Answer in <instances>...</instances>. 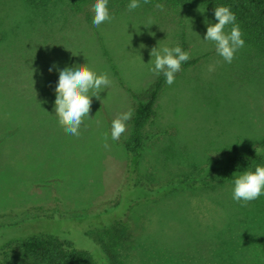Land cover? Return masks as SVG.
<instances>
[{
  "label": "rangeland",
  "instance_id": "374dc122",
  "mask_svg": "<svg viewBox=\"0 0 264 264\" xmlns=\"http://www.w3.org/2000/svg\"><path fill=\"white\" fill-rule=\"evenodd\" d=\"M129 2L115 0L113 19L97 27L94 0L79 11L71 0H0V251L36 236L65 240L100 264H264V195L246 205L232 198L235 176L264 159L212 174L213 188L169 191L214 151L264 138V53L245 43L223 61L204 40L205 20L218 21L202 4L161 10L140 0L129 11ZM182 37L185 51L202 57L165 86L140 131L138 158L128 156L132 124L113 141L111 122L133 112L128 89L155 77L151 49L180 46ZM78 64L111 84L91 98L74 136L59 125L54 90L57 68ZM146 187L160 194L140 197Z\"/></svg>",
  "mask_w": 264,
  "mask_h": 264
},
{
  "label": "trees",
  "instance_id": "16d2710c",
  "mask_svg": "<svg viewBox=\"0 0 264 264\" xmlns=\"http://www.w3.org/2000/svg\"><path fill=\"white\" fill-rule=\"evenodd\" d=\"M26 1L36 6L38 1L41 0ZM87 1L90 0H71L73 3L71 8L79 11L80 6L86 4ZM114 1L109 0L108 3L110 4H108V7H111ZM150 2L153 4H164L176 10L184 6L192 7L195 4H202L209 7L213 13L216 6H228L237 18L236 22L242 30V38L245 43L253 47L258 53H264V0H150ZM100 47L101 49L105 48L103 40ZM180 47L185 50L183 37L180 41ZM104 55H106V59L113 69L116 70L113 59L106 52V48ZM201 57H191L188 61L182 63L181 69L196 65ZM166 85L163 74L156 73L153 80L143 90L135 92L128 89L130 95L136 100L133 106V115L130 119L132 134L129 140L123 143L128 156L138 158L141 149L140 131L147 120L155 116L156 102ZM261 159H264V138L253 147L246 149L240 148L235 144L231 145L226 149L214 151L213 160L199 166L196 175L184 177L178 182L169 183L171 187L169 191H174L177 188H213L212 176L217 172H224L227 169H243ZM134 167L135 162L132 165L133 169ZM221 181L222 178H220L219 183ZM160 191V188L154 190L146 187L140 197L146 198L158 195ZM120 224L122 226L119 230L126 232L127 222ZM11 259H20L22 264H100L93 255L85 250L73 247L65 240L36 236L23 239L19 245L13 246L10 251H0V264H7Z\"/></svg>",
  "mask_w": 264,
  "mask_h": 264
},
{
  "label": "clouds",
  "instance_id": "9594fccd",
  "mask_svg": "<svg viewBox=\"0 0 264 264\" xmlns=\"http://www.w3.org/2000/svg\"><path fill=\"white\" fill-rule=\"evenodd\" d=\"M109 0H95L92 6L93 25L99 27L106 21H111L113 17L108 9ZM150 0H144L149 3ZM140 0H130L127 4L129 11L140 7ZM155 7L163 10V5L156 4ZM204 12L205 9H198ZM214 16L218 22L210 23L205 20L207 31L204 40L215 45L216 53L222 57L223 61L231 64L236 52L244 47L245 41L242 38V30L236 22L237 18L228 6H216ZM151 22L144 24L150 26ZM229 30L226 31V29ZM163 30V29H162ZM143 47V45H141ZM67 49V48H66ZM73 53V52H72ZM73 55H75L73 53ZM151 60L154 57V67L150 69L157 74H163L165 83L172 85L175 81V74L181 70L182 63L188 61L190 53L180 46L162 48L153 47L150 51ZM53 67H56L53 65ZM49 68V72L53 70ZM215 66L209 65L208 71H214ZM59 72L58 81L55 86L54 112L58 117L59 125L65 133L79 136L80 127L89 113L92 105V97L100 99V92L107 89L111 81L106 73H97L87 64L65 66L63 69L57 68ZM132 110L119 114L111 122V139L118 141L123 133L127 131L126 122L131 119ZM105 148H108V134L104 136ZM258 154V151L256 149ZM264 195V165L257 164L254 168H247L235 176L232 198L236 202H243L244 205L258 199Z\"/></svg>",
  "mask_w": 264,
  "mask_h": 264
}]
</instances>
